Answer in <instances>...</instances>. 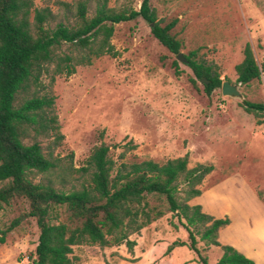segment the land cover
<instances>
[{
  "label": "rangeland",
  "instance_id": "1",
  "mask_svg": "<svg viewBox=\"0 0 264 264\" xmlns=\"http://www.w3.org/2000/svg\"><path fill=\"white\" fill-rule=\"evenodd\" d=\"M53 1L33 0V4L56 12ZM140 1L108 0V5L136 10ZM149 5L161 25L175 20L170 34L181 43L179 53L187 56L195 51L194 59L210 66L221 82L235 85L240 97L222 96L220 88L205 95L190 70L160 46L149 26L137 18L114 26L110 43L115 58L92 59L87 66L75 67L69 77H54L50 85L49 75L43 72L38 84H28L16 93L15 107L32 94H51L62 136L55 141L50 132L36 135L27 128L23 143L36 142L44 156L64 159L71 154L75 169L100 144L108 147V156L116 165L144 160L161 164L186 156L187 168L210 166V173L198 186L200 193L205 192L202 204L210 210L227 209L242 221L237 226H247L242 229L246 243L263 255L264 214L254 195L258 193L264 205V125L259 123L264 122V112L247 114L240 104L264 105V72L259 81L240 85L235 83L233 68L241 61L245 44L257 65L264 62V0H149ZM59 20L61 14L49 26ZM69 51L62 45L56 53ZM172 61L178 75L170 66ZM39 180L36 176L33 182ZM148 202L163 215L128 237L134 243L130 251L123 243L114 247L80 245L72 247L69 255L73 264H200L187 247H174L164 255L172 242H187L186 232L163 204L151 198ZM26 213L22 199L0 204V230L17 219L0 245V264H31L38 231ZM238 231L227 236L240 238ZM195 240L207 264H215L220 250L205 246L198 236Z\"/></svg>",
  "mask_w": 264,
  "mask_h": 264
},
{
  "label": "trees",
  "instance_id": "2",
  "mask_svg": "<svg viewBox=\"0 0 264 264\" xmlns=\"http://www.w3.org/2000/svg\"><path fill=\"white\" fill-rule=\"evenodd\" d=\"M53 5L56 12L47 6L36 8L33 0H0V204L12 199L25 201L26 216L34 220L38 231L31 264H73L69 255L72 247L80 245L114 247L123 243L130 251L134 243L128 237L163 215L158 207L150 206V198L163 204L186 232L187 242H172L165 256L174 247H187L200 264H207L196 247L198 236L205 246L220 250L215 264H253L217 241L218 231L229 223L227 217L215 219L204 214L199 205L188 204L200 195L198 186L210 173V166L187 168L186 156L161 164L144 160L116 165L108 156V147L100 144L91 149L83 166L75 169L71 154L64 159L44 156L36 142L23 143L27 128L36 135L50 132L55 141L62 136L51 94H32L15 107L16 93L28 84H38L43 72L49 75L50 85L54 77H69L75 67L87 66L92 59L115 58L117 54L110 43L115 25L139 18L168 53L176 56L181 47L170 34L175 20L161 25L149 0H141L136 10L110 7L108 0H55ZM59 14L62 21L50 27ZM62 45L70 51L57 54ZM194 56L195 51L183 56V64L195 80L207 81L202 87L209 96L220 88L221 80ZM170 66L178 75L176 62ZM233 70L235 83L247 85L260 80L264 62L257 65L245 44L242 59ZM240 105L247 114L264 112L263 104L242 101ZM72 173L77 176L72 177ZM36 176L40 180L33 182ZM257 196L260 199L258 193ZM16 222L17 219L0 230V245Z\"/></svg>",
  "mask_w": 264,
  "mask_h": 264
},
{
  "label": "crops",
  "instance_id": "3",
  "mask_svg": "<svg viewBox=\"0 0 264 264\" xmlns=\"http://www.w3.org/2000/svg\"><path fill=\"white\" fill-rule=\"evenodd\" d=\"M204 194H205L204 191L202 193H200V195L198 197L194 198V199H197L196 202H195V204H189V205H199L200 208H201V211L204 214H207V215H209V216H211V217H213L215 219H221L223 217H227L229 223H228V225L225 228H223V229H221V230L218 231V233H217V241L221 245H228V246L232 247L238 253H240L241 255H243L245 258L251 260L253 262V264H264V262H263L264 254L263 255L258 254V253L256 254L255 251H254V249H252V246L250 244H247L246 241H245V238H246L245 237V232L246 231H242V229H245L246 230L247 226L246 225L245 226L243 225V226H241V228H240V226H237L238 222L240 224H242L243 222L242 221H239V219H237V218H234L232 216V214L227 211V209H223V208H220V209H217V210H210V209H208L206 206H204L202 204L203 202L200 200V198ZM254 196H255V199H257L259 201L260 206L262 208V212L264 214V205H262V203L260 202V200L258 199V197L256 195H254ZM251 226L252 225H250V228H252ZM237 228H240L241 231H238ZM233 230H234V232H237V231L239 232V233H236V235L237 236H240V238H238V237H236V238H230V237L227 236V234L230 233V232H233ZM248 232H250V231H248ZM259 235L261 236L263 234H259ZM254 236H256V234H254ZM257 241L260 242L262 240H259L258 239Z\"/></svg>",
  "mask_w": 264,
  "mask_h": 264
},
{
  "label": "water",
  "instance_id": "4",
  "mask_svg": "<svg viewBox=\"0 0 264 264\" xmlns=\"http://www.w3.org/2000/svg\"><path fill=\"white\" fill-rule=\"evenodd\" d=\"M175 60L181 62V63H185V60L183 58V56L178 53L176 56H175ZM199 83H204L206 84L207 81H205L204 79H201L199 80ZM239 84V83H237ZM220 93L222 96H229V97H233V98H239L240 97V94L237 90V87L235 85H230L228 82L224 81V82H221L220 84Z\"/></svg>",
  "mask_w": 264,
  "mask_h": 264
}]
</instances>
